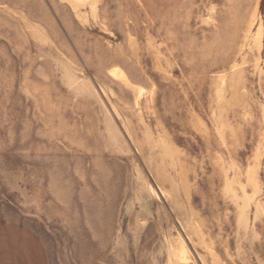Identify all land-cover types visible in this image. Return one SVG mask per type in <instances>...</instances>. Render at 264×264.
I'll return each instance as SVG.
<instances>
[{
	"label": "rangeland",
	"instance_id": "1",
	"mask_svg": "<svg viewBox=\"0 0 264 264\" xmlns=\"http://www.w3.org/2000/svg\"><path fill=\"white\" fill-rule=\"evenodd\" d=\"M48 264H264V0H0V226Z\"/></svg>",
	"mask_w": 264,
	"mask_h": 264
},
{
	"label": "crops",
	"instance_id": "2",
	"mask_svg": "<svg viewBox=\"0 0 264 264\" xmlns=\"http://www.w3.org/2000/svg\"><path fill=\"white\" fill-rule=\"evenodd\" d=\"M0 264H48L40 239L20 226H0Z\"/></svg>",
	"mask_w": 264,
	"mask_h": 264
}]
</instances>
